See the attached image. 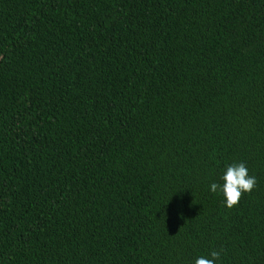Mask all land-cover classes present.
Listing matches in <instances>:
<instances>
[{"label":"trees","instance_id":"trees-1","mask_svg":"<svg viewBox=\"0 0 264 264\" xmlns=\"http://www.w3.org/2000/svg\"><path fill=\"white\" fill-rule=\"evenodd\" d=\"M212 251L264 264V0H0V264Z\"/></svg>","mask_w":264,"mask_h":264},{"label":"clouds","instance_id":"clouds-1","mask_svg":"<svg viewBox=\"0 0 264 264\" xmlns=\"http://www.w3.org/2000/svg\"><path fill=\"white\" fill-rule=\"evenodd\" d=\"M221 179L223 184H211L210 191L221 193L224 197V204L229 210L239 204L243 193L250 194L256 186V178L249 176L248 169L244 163L228 166ZM210 256L211 258L204 256L197 258L195 264H215V261L219 259L220 253L212 251Z\"/></svg>","mask_w":264,"mask_h":264}]
</instances>
